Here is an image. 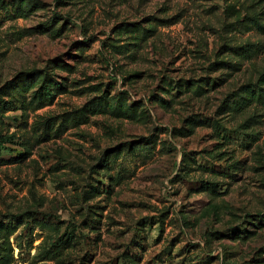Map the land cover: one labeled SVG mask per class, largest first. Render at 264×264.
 Listing matches in <instances>:
<instances>
[{
	"label": "rangeland",
	"instance_id": "obj_1",
	"mask_svg": "<svg viewBox=\"0 0 264 264\" xmlns=\"http://www.w3.org/2000/svg\"><path fill=\"white\" fill-rule=\"evenodd\" d=\"M264 0H0V256L264 264Z\"/></svg>",
	"mask_w": 264,
	"mask_h": 264
},
{
	"label": "trees",
	"instance_id": "obj_2",
	"mask_svg": "<svg viewBox=\"0 0 264 264\" xmlns=\"http://www.w3.org/2000/svg\"><path fill=\"white\" fill-rule=\"evenodd\" d=\"M262 79L264 81V73L262 75ZM4 239H5L4 253H2L0 256V264H12L13 258H12L11 244H10L9 238L7 236H5Z\"/></svg>",
	"mask_w": 264,
	"mask_h": 264
}]
</instances>
